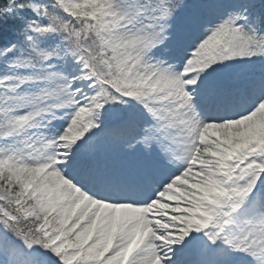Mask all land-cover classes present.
<instances>
[{
  "label": "snow or ice",
  "instance_id": "snow-or-ice-1",
  "mask_svg": "<svg viewBox=\"0 0 264 264\" xmlns=\"http://www.w3.org/2000/svg\"><path fill=\"white\" fill-rule=\"evenodd\" d=\"M0 264H264V0H0Z\"/></svg>",
  "mask_w": 264,
  "mask_h": 264
}]
</instances>
